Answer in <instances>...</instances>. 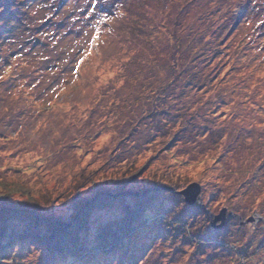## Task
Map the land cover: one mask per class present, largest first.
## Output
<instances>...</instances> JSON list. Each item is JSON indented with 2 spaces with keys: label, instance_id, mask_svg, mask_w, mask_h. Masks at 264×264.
I'll return each mask as SVG.
<instances>
[{
  "label": "rangeland",
  "instance_id": "obj_1",
  "mask_svg": "<svg viewBox=\"0 0 264 264\" xmlns=\"http://www.w3.org/2000/svg\"><path fill=\"white\" fill-rule=\"evenodd\" d=\"M5 209L0 237L80 247L3 238L0 264H264V0H0Z\"/></svg>",
  "mask_w": 264,
  "mask_h": 264
},
{
  "label": "trees",
  "instance_id": "obj_2",
  "mask_svg": "<svg viewBox=\"0 0 264 264\" xmlns=\"http://www.w3.org/2000/svg\"><path fill=\"white\" fill-rule=\"evenodd\" d=\"M174 5H176V4H174ZM138 20H140L139 17H137L136 20H132V22L130 23L131 26L128 28L129 29V33L128 34L129 35L132 34V35H135V36H146V32H148V31H142L143 30L142 26H141V24H140V22ZM167 26H169V23L167 24ZM153 34H154V30H153ZM162 34H164V33H162ZM218 34H221V33H218ZM164 35H166V42H169L170 44H173L172 52H173V54L175 55L176 58L179 55H181L182 60L185 59L186 61H189V63L199 58V56L197 54H195V53H193L194 54V56H193L189 52L183 51L187 47L181 46L180 44L176 43L175 40H179L178 36L176 34H174V33H171L170 29H167V32ZM212 36L213 35H210L208 37V39L204 40L206 42V44L212 38L214 39V37H212ZM203 49H199L198 51L203 52ZM190 68H192L193 70L195 69L193 66L190 67ZM22 206H24V205H22ZM26 208L27 207H22V209L25 212H30ZM18 209H20V208H18ZM8 211L14 212V210L11 211L10 209H5L2 212L4 213V212H8ZM3 213H1V215H0V219H2V220H4V218H1V217L5 215V213L4 214ZM34 215H36V214H34ZM16 216H19V215H16ZM22 216L25 217V215H22ZM5 219L7 220V218H5ZM36 220L37 219H35L31 215H29V217H27V221H28L27 222V227H28V229H31L33 227V225L35 224L34 222H36ZM46 220L47 221L44 222L43 225L47 226V228H50V229H53V227L58 228L57 225L50 224L52 222V220H50V218H47ZM125 220L121 221L117 225V227L115 226L113 229H109L108 230V228H107L105 230V228H104L103 229L104 231L99 233L98 236H96V239H95V241H96L95 243L96 244L95 245L97 247H99L100 249H105L107 246H111V245L114 246V244H116V246H117L118 244H121L120 242H123L124 238L126 236L125 233H124V232H126L125 228L132 223L133 216H131V214H128V215H126ZM77 223H81V222L78 221ZM74 226H76V223L74 224ZM39 227H40V225L38 224V228ZM71 228H73V227H71ZM15 230H19V229H15ZM15 230H11V232H13V235H12V233L7 232V233L4 234L5 235L4 237L3 236L0 237V257L5 254V251L8 248H10L11 244H12V243H7V244L3 243V240H4L3 238L11 241V240H14V238L18 237V236H19L18 239H20L21 243H28L30 241L28 243V244H30V246L34 245L40 250H42L41 248H43L47 254L55 253V252L56 253L61 252L62 251V249H61L62 239L66 240L67 242L73 241V246L70 247L73 250H77L80 247V245L78 244V240H76L75 234L71 235L70 231H68V230H64V231H68V232L65 233V235L63 236L62 239H54L52 237L47 238L49 232H46V231L39 232L38 230H36L34 232L35 235H32V234H30V232H32V231L28 230L27 231L28 233H25L26 232V230H25L24 233H22L20 235H16ZM11 237H12V239H10ZM76 244H78V246L75 247ZM81 249H84V248L81 246Z\"/></svg>",
  "mask_w": 264,
  "mask_h": 264
},
{
  "label": "water",
  "instance_id": "obj_3",
  "mask_svg": "<svg viewBox=\"0 0 264 264\" xmlns=\"http://www.w3.org/2000/svg\"><path fill=\"white\" fill-rule=\"evenodd\" d=\"M200 186L198 184H191L187 186L184 190L180 192V194L184 197L185 202L189 205L192 206L195 204L197 198L199 197L200 194ZM225 209L220 212L218 216L214 217V220L211 223V227L214 229H219L222 228L225 224ZM220 221V224L215 226V224Z\"/></svg>",
  "mask_w": 264,
  "mask_h": 264
}]
</instances>
